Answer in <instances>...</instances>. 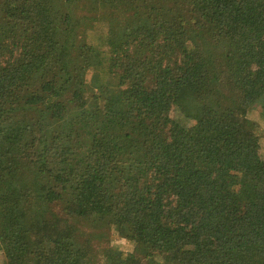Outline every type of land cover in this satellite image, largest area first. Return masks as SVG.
Wrapping results in <instances>:
<instances>
[{
    "label": "trees",
    "instance_id": "1",
    "mask_svg": "<svg viewBox=\"0 0 264 264\" xmlns=\"http://www.w3.org/2000/svg\"><path fill=\"white\" fill-rule=\"evenodd\" d=\"M257 106L264 0H0L4 263L264 264Z\"/></svg>",
    "mask_w": 264,
    "mask_h": 264
},
{
    "label": "rangeland",
    "instance_id": "2",
    "mask_svg": "<svg viewBox=\"0 0 264 264\" xmlns=\"http://www.w3.org/2000/svg\"><path fill=\"white\" fill-rule=\"evenodd\" d=\"M90 75V74H89ZM88 75V76H89ZM172 115L176 116V111H172ZM249 117L255 120L263 134V137L260 141V154L264 158V115L262 113L261 106H257L254 109L249 111ZM82 229L85 231H94V229L87 224L86 222L81 223ZM95 247L98 249L102 247L113 246L122 250H133L134 245L125 238L120 237L115 231H108L101 239H94ZM4 254L0 250V264H5Z\"/></svg>",
    "mask_w": 264,
    "mask_h": 264
}]
</instances>
